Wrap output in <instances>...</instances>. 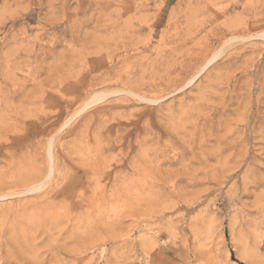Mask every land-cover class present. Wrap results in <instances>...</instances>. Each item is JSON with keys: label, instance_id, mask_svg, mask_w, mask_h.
I'll list each match as a JSON object with an SVG mask.
<instances>
[{"label": "rangeland", "instance_id": "374dc122", "mask_svg": "<svg viewBox=\"0 0 264 264\" xmlns=\"http://www.w3.org/2000/svg\"><path fill=\"white\" fill-rule=\"evenodd\" d=\"M234 262L264 264V0H0V264Z\"/></svg>", "mask_w": 264, "mask_h": 264}, {"label": "bare ground", "instance_id": "6f19581e", "mask_svg": "<svg viewBox=\"0 0 264 264\" xmlns=\"http://www.w3.org/2000/svg\"><path fill=\"white\" fill-rule=\"evenodd\" d=\"M188 69H190V68H188ZM150 70H151V69H150ZM141 76H142V75H141ZM142 97H143V96H142ZM144 98H147V97H144ZM144 98H143V99H144ZM66 178H67V177H66ZM238 256H239L241 259H243L242 255H241L240 253L238 254ZM234 263H235V262H234ZM235 264H236V263H235Z\"/></svg>", "mask_w": 264, "mask_h": 264}]
</instances>
